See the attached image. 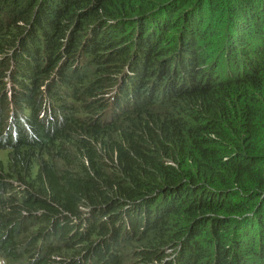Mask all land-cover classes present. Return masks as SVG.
Wrapping results in <instances>:
<instances>
[{
	"label": "trees",
	"instance_id": "16d2710c",
	"mask_svg": "<svg viewBox=\"0 0 264 264\" xmlns=\"http://www.w3.org/2000/svg\"><path fill=\"white\" fill-rule=\"evenodd\" d=\"M8 264H264V0H0Z\"/></svg>",
	"mask_w": 264,
	"mask_h": 264
},
{
	"label": "rangeland",
	"instance_id": "374dc122",
	"mask_svg": "<svg viewBox=\"0 0 264 264\" xmlns=\"http://www.w3.org/2000/svg\"><path fill=\"white\" fill-rule=\"evenodd\" d=\"M1 156L3 157V154H0V157ZM0 264H8V263H6V260L2 256H0Z\"/></svg>",
	"mask_w": 264,
	"mask_h": 264
}]
</instances>
